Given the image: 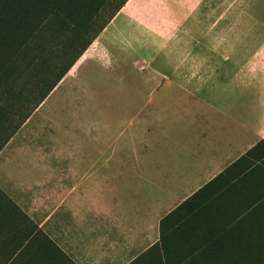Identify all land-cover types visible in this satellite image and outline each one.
Instances as JSON below:
<instances>
[{
    "label": "crops",
    "instance_id": "crops-1",
    "mask_svg": "<svg viewBox=\"0 0 264 264\" xmlns=\"http://www.w3.org/2000/svg\"><path fill=\"white\" fill-rule=\"evenodd\" d=\"M66 90L58 151L21 130L0 147V264L144 252L264 140V0H126L51 93Z\"/></svg>",
    "mask_w": 264,
    "mask_h": 264
},
{
    "label": "trees",
    "instance_id": "trees-1",
    "mask_svg": "<svg viewBox=\"0 0 264 264\" xmlns=\"http://www.w3.org/2000/svg\"><path fill=\"white\" fill-rule=\"evenodd\" d=\"M125 2L0 0V119L21 111L0 147ZM128 264H264V140L165 215L159 240Z\"/></svg>",
    "mask_w": 264,
    "mask_h": 264
},
{
    "label": "rangeland",
    "instance_id": "rangeland-1",
    "mask_svg": "<svg viewBox=\"0 0 264 264\" xmlns=\"http://www.w3.org/2000/svg\"><path fill=\"white\" fill-rule=\"evenodd\" d=\"M110 10L104 11L101 18L104 20L109 16ZM91 49L89 52H91ZM72 71L67 75L70 77ZM111 83H115L112 81ZM58 85V84H57ZM75 86L73 85V88ZM52 92V91H51ZM49 93L47 97L37 106V108L29 115V117L17 128L16 131L21 130L25 134L23 138L26 142H38L40 145H44L48 136H51L50 143L51 147L59 149V134H60V122L61 118L74 117L77 113V107L75 106V92L65 91L64 94L60 96L53 97V93ZM21 111L17 110L15 116L0 119V144L5 140L10 130L17 124L19 120V114ZM70 120V119H66ZM65 127L69 128V133L74 135V123H63ZM73 130V131H72ZM30 133V139L27 138ZM34 133V134H33ZM69 134V136H70ZM24 136V135H22ZM47 142V141H46ZM58 152L53 151V162L58 159ZM159 240V231L149 234L148 236V246L154 245ZM134 247V246H133ZM148 247V248H149ZM147 248V249H148ZM141 251L133 249L131 252L116 251V264H123L134 257ZM142 253V252H141ZM99 262L103 264V256H100ZM111 264V262H110Z\"/></svg>",
    "mask_w": 264,
    "mask_h": 264
}]
</instances>
